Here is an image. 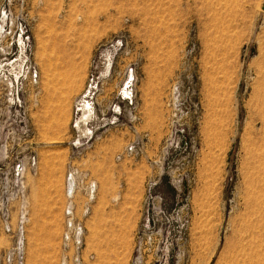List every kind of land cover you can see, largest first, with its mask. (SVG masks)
I'll return each mask as SVG.
<instances>
[{"label": "rangeland", "instance_id": "374dc122", "mask_svg": "<svg viewBox=\"0 0 264 264\" xmlns=\"http://www.w3.org/2000/svg\"><path fill=\"white\" fill-rule=\"evenodd\" d=\"M0 64L26 264H264V0H0Z\"/></svg>", "mask_w": 264, "mask_h": 264}, {"label": "built area", "instance_id": "2783aa9c", "mask_svg": "<svg viewBox=\"0 0 264 264\" xmlns=\"http://www.w3.org/2000/svg\"><path fill=\"white\" fill-rule=\"evenodd\" d=\"M69 192L68 197L70 201L67 204L65 210V220H66V232L64 239L66 242H73L77 248L82 246V237L84 226L81 221L77 220L74 217V206L72 202V189H74L73 178H69ZM86 194L89 196V199H93V196L96 191V184L92 181L89 182L86 186ZM25 212V211H24ZM25 213L21 214L17 228L14 230L10 223V212L7 208L2 210L0 225H2L3 230L12 235L13 245L0 257V264H26V252H25ZM75 264H81L78 257L74 260Z\"/></svg>", "mask_w": 264, "mask_h": 264}, {"label": "bare ground", "instance_id": "6f19581e", "mask_svg": "<svg viewBox=\"0 0 264 264\" xmlns=\"http://www.w3.org/2000/svg\"><path fill=\"white\" fill-rule=\"evenodd\" d=\"M19 45H20V50H21V53L24 55V54H26V42H25V39H24V37L23 36H21L20 38H19ZM21 60H22V62L21 63H19L18 61H17V65H15V64H12L11 65V69L12 70H9V72L11 71V74L13 73L15 76H16V78L18 79V76H20L19 75V73H17V70L19 69V68H21L22 67V63H24V60H23V57L21 58ZM109 61V66H111V60H108ZM15 63V62H14ZM17 66H18V68H17ZM1 67H2V65L0 64V69H1ZM5 67V66H4ZM10 67V66H9ZM3 69V68H2ZM10 69V68H9ZM25 74V73H24ZM13 80V79H12ZM10 84H13L14 85V87H15V84H14V82L13 81H11V83ZM95 88H92L91 89V91L92 90H94ZM91 91L88 93L89 95H92V93H91ZM121 95H122V97L125 99V100H131V98H132V94H131V90H130V86H129V84H127V85H125L124 86V88H122L121 89ZM89 95H86V98H89L88 96ZM81 106V110L83 111V114L85 115V116H87V118L89 119V118H91L92 117V115L94 114V112H93V109H92V106H91V103L89 102V101H85L82 105H80ZM79 106V107H80ZM80 118V117H79ZM85 119V118H84ZM81 121V120H80ZM88 122V121H87ZM85 124V123H84ZM78 127H76L75 129H77ZM83 128V127H82ZM82 130V129H81ZM84 130V129H83ZM86 131V130H85ZM83 134V133H82Z\"/></svg>", "mask_w": 264, "mask_h": 264}]
</instances>
